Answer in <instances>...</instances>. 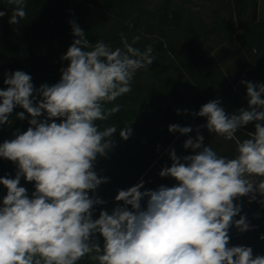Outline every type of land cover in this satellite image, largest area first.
Returning <instances> with one entry per match:
<instances>
[{"label": "clouds", "instance_id": "1", "mask_svg": "<svg viewBox=\"0 0 264 264\" xmlns=\"http://www.w3.org/2000/svg\"><path fill=\"white\" fill-rule=\"evenodd\" d=\"M7 2L15 6L9 24L18 25L27 15L26 0ZM70 23L76 39L61 57L68 65L59 82L35 88L31 75L17 70L5 73L7 88L0 89V125L9 124L17 106L24 110L16 113L20 120L25 112L31 117L26 131L17 130L14 139L0 144V158L18 169L15 178L0 177L7 189L0 204V264H78L85 257L95 264H264L251 247H229L232 226L250 230L245 215L235 219L241 213L236 201L264 197V83L241 81L246 108L228 113L213 99L194 114L206 118L195 139L183 144L194 154L180 157L171 149V166L159 172L173 178L174 186L141 191V180L118 191L115 201L124 206L93 219L95 206L105 201L89 193L108 182L94 170L95 161L114 147L117 131L116 125L101 130L97 121L120 111L119 104L107 105L130 93L136 72L149 68L155 57L151 45L143 51L133 46L139 36L129 43L120 33L123 48L113 49L103 40L90 42ZM252 122L255 130L240 140L236 133ZM201 127L234 141L236 155L221 156L205 146ZM168 130L193 131L178 124ZM131 134L130 125L119 133L124 140ZM21 177L34 182L31 196L20 186Z\"/></svg>", "mask_w": 264, "mask_h": 264}, {"label": "trees", "instance_id": "2", "mask_svg": "<svg viewBox=\"0 0 264 264\" xmlns=\"http://www.w3.org/2000/svg\"><path fill=\"white\" fill-rule=\"evenodd\" d=\"M255 1L26 0V17L18 25H10L15 6L0 0V11L6 13L0 17V89L7 88L3 83L5 73L17 70L31 75L35 88L59 82L61 69L68 65L61 57L76 39L71 21L84 30L92 43L103 40L113 49L123 48L120 33H124L129 43L133 37H140L133 46L141 51L149 45L153 48L155 60L149 68L136 72L132 91L107 105L119 104L120 111L107 121H97L101 130L116 125L117 131L111 138L114 147L106 157L98 156L95 161L94 170L98 176L107 177L108 182L99 185L95 193H89L105 201L95 206L93 219L102 210L111 214L116 206H124L122 201H115L118 191L127 190L141 180L144 182L141 191L177 183L171 177H161L159 172L171 166V149L180 157L194 154L183 144L196 135L193 131L187 135L169 132V125L192 128L198 117L194 114L213 99H219L228 113L247 107V94L239 90L237 80L249 69L260 74L259 80L264 78V19L254 16ZM191 3L209 9L211 22L194 18L188 7ZM168 63L177 75L167 74ZM22 111L17 106L9 124L0 125V144L14 139L17 130L22 133L30 126L31 117L26 112L24 120L16 116ZM125 125L132 129L127 140L119 135ZM254 125L255 122L249 123L236 136L240 140L247 138V133L255 130ZM228 143L236 147L234 141ZM17 170L15 163L0 158V177L15 178ZM20 186L28 190L29 196L35 190L34 182L23 177ZM6 194L7 189L0 185V204ZM261 200L264 197L257 195L253 202L248 197L236 201L242 208L246 206L242 215L246 216L250 230L239 232L232 226L229 247H251L254 256H264V239H260L264 235ZM146 203L147 198L141 201L142 208ZM127 207L131 210V206ZM239 218L240 215L235 217ZM96 239L103 244L99 234ZM78 264L95 262L85 257Z\"/></svg>", "mask_w": 264, "mask_h": 264}, {"label": "crops", "instance_id": "3", "mask_svg": "<svg viewBox=\"0 0 264 264\" xmlns=\"http://www.w3.org/2000/svg\"><path fill=\"white\" fill-rule=\"evenodd\" d=\"M243 76H244V73L237 80L238 85L243 80ZM259 78L258 79L252 78V79L259 80ZM201 125H206V118L198 116L192 127L194 135H197L196 128ZM200 134L203 135L204 142L208 146L212 147L218 154H222L229 158H233L236 155V147L229 146L228 140L224 139L223 137H220L216 134L209 133L206 127L200 128ZM245 212H246V206L244 205L243 208L241 207V213L239 215H242Z\"/></svg>", "mask_w": 264, "mask_h": 264}, {"label": "rangeland", "instance_id": "4", "mask_svg": "<svg viewBox=\"0 0 264 264\" xmlns=\"http://www.w3.org/2000/svg\"><path fill=\"white\" fill-rule=\"evenodd\" d=\"M206 5V4H204ZM255 10L253 11L254 16L259 17V18H263L264 19V0H256L255 1ZM152 7V4H151ZM189 9L191 10L192 15H194V18L197 19H204L206 22L210 23L212 18H211V12L209 11V9H207L205 6L201 5V4H189ZM149 8V6H148ZM191 13L189 15H191ZM169 64V63H168ZM167 67V74L171 73V74H176V72L172 69L171 65H166ZM246 72V71H245ZM148 79V78H147ZM243 81H250L253 83H264V78H261L260 80H252L251 78H249L248 76L245 75L243 76ZM239 90L245 94H247V89H246V85L240 83L239 84Z\"/></svg>", "mask_w": 264, "mask_h": 264}, {"label": "water", "instance_id": "5", "mask_svg": "<svg viewBox=\"0 0 264 264\" xmlns=\"http://www.w3.org/2000/svg\"><path fill=\"white\" fill-rule=\"evenodd\" d=\"M52 65H56V64H52ZM245 74L250 76V77H252V78H254V79H258L259 76H260L259 73H257L256 71H254L252 69L247 70Z\"/></svg>", "mask_w": 264, "mask_h": 264}]
</instances>
